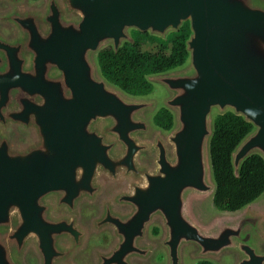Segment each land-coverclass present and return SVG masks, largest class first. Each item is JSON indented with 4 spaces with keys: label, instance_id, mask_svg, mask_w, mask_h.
Instances as JSON below:
<instances>
[{
    "label": "water",
    "instance_id": "1",
    "mask_svg": "<svg viewBox=\"0 0 264 264\" xmlns=\"http://www.w3.org/2000/svg\"><path fill=\"white\" fill-rule=\"evenodd\" d=\"M3 1L11 8L0 20L17 34L2 41L0 264H26L30 250L41 264H74L89 235L80 205L104 200L108 185L119 189L95 222L131 224L144 238L159 218L176 264L188 245L196 258L264 264V210L249 205L207 225L194 214L216 191L215 110L255 127L233 153L236 175L252 155L264 158V0H47L40 10ZM185 23L188 66L150 78L167 91L176 128L146 139L158 100L121 91L95 57L132 43V30L166 39ZM17 127L24 143L12 139Z\"/></svg>",
    "mask_w": 264,
    "mask_h": 264
},
{
    "label": "trees",
    "instance_id": "2",
    "mask_svg": "<svg viewBox=\"0 0 264 264\" xmlns=\"http://www.w3.org/2000/svg\"><path fill=\"white\" fill-rule=\"evenodd\" d=\"M191 34L190 23H185L179 32L169 34L166 39L132 30V43L125 42L118 52L107 46L97 53L100 73L130 97L149 98L155 90L151 77L181 70L188 64L187 41ZM148 45L157 49L144 50ZM154 123L169 132L174 128V115L161 107L154 116ZM254 130L253 124L232 111L214 118L210 142L216 183L213 205L220 212L236 214L264 195V158L254 154L246 159L239 175L233 164V153Z\"/></svg>",
    "mask_w": 264,
    "mask_h": 264
},
{
    "label": "flooded vegetation",
    "instance_id": "3",
    "mask_svg": "<svg viewBox=\"0 0 264 264\" xmlns=\"http://www.w3.org/2000/svg\"><path fill=\"white\" fill-rule=\"evenodd\" d=\"M39 1L40 0H26L25 5L33 9H43L46 6L47 0H41L39 4H34ZM10 8L11 5L8 2H0V19ZM16 34L17 31L14 26L4 24L0 20V83L2 82V79H4L5 65L7 62V56L5 53L6 51L2 45V41L12 40L15 38ZM161 107L166 108L174 115V128L169 132L157 127L154 123V116L159 112ZM161 107L159 106V108L154 113H149L147 115L152 126V133L148 136H145L146 139H152L156 132H161L166 138L176 128V119L173 111L168 109L165 106V103H163V106ZM1 126L2 120L0 118V128H2ZM11 136L12 139L17 143H24L27 138V134L20 127L12 130ZM141 160L143 162H148L150 165L153 164V159L146 155H143ZM118 189L119 186L108 185L104 191V200L102 201L113 205V200L111 197L117 192ZM210 198H212L213 201V197ZM102 201H97L95 203L84 201L80 205L81 223L85 228H87L89 235L86 246L75 255L73 260L74 264H176V258L173 259L172 255L170 256L167 247V231L165 224L159 218L155 219L149 224L144 238L137 237L140 232H137L134 229V225L131 224L127 226L128 228L126 229L115 231L112 226H116L117 224L114 222H95V220L102 214ZM197 203L199 202L194 204V214L196 217L197 215L195 212V207ZM93 210L95 212H93ZM87 211L89 214H87ZM111 214L113 215V213ZM225 215L230 214L227 213ZM108 217L110 218L111 216ZM198 220L204 225H207L213 221L211 220L210 222L204 223L199 218ZM120 226H124V224H121ZM174 249L177 250L178 248L175 247ZM197 251L198 248L194 245L185 246L182 249V264H200L203 262H209L211 264H236V257L232 254H224L219 259L213 257L204 259L196 258L194 256ZM30 256H33L36 259V264H41L39 256L33 250H30L26 254V264H30L28 261ZM227 258L232 259L233 262L223 263V261Z\"/></svg>",
    "mask_w": 264,
    "mask_h": 264
},
{
    "label": "rangeland",
    "instance_id": "4",
    "mask_svg": "<svg viewBox=\"0 0 264 264\" xmlns=\"http://www.w3.org/2000/svg\"><path fill=\"white\" fill-rule=\"evenodd\" d=\"M40 2H41V0L37 3H34V4H39ZM130 35H131V31H130ZM108 46H112V45H108ZM156 49H157L156 46H151V45H148L144 48V50H147V51H155ZM188 64H189V62H188ZM188 64L185 67H187ZM167 96H168V93L165 90V88L160 84H155L154 93L149 98H153V99L158 100L159 106L161 107V106H163V103H164L165 99L167 98ZM217 115H219V111L215 110L213 113V119ZM252 206L257 208V209L264 210V195L262 197H260L257 201H255L252 204ZM93 212H95V211L93 210ZM195 212H196L197 217L204 223L210 222L211 220H213L217 216L227 214V213L219 212L215 209V207L213 205L212 198H210L206 201L197 203L196 207H195ZM87 214H89L88 211H87ZM28 261L30 264H36V259L33 256H30ZM232 262H233V260L230 258H227L223 261V263H232Z\"/></svg>",
    "mask_w": 264,
    "mask_h": 264
}]
</instances>
